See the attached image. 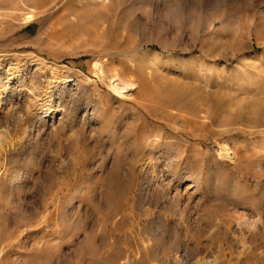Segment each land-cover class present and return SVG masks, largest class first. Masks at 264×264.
Returning <instances> with one entry per match:
<instances>
[{"label": "rangeland", "instance_id": "rangeland-1", "mask_svg": "<svg viewBox=\"0 0 264 264\" xmlns=\"http://www.w3.org/2000/svg\"><path fill=\"white\" fill-rule=\"evenodd\" d=\"M0 264H264V0H0Z\"/></svg>", "mask_w": 264, "mask_h": 264}, {"label": "bare ground", "instance_id": "bare-ground-1", "mask_svg": "<svg viewBox=\"0 0 264 264\" xmlns=\"http://www.w3.org/2000/svg\"><path fill=\"white\" fill-rule=\"evenodd\" d=\"M25 18L27 20H30V19L33 18V14L32 13H27ZM112 77H113V79L110 81V86H111V88L114 91L119 92L120 94H122L123 91H125L128 88L130 89V87L133 85L132 82L125 81L120 76L114 75ZM227 149H229V148H227ZM227 149H225V155L231 158L232 157V153H230L229 150H227Z\"/></svg>", "mask_w": 264, "mask_h": 264}]
</instances>
